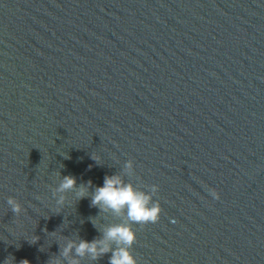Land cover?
Returning a JSON list of instances; mask_svg holds the SVG:
<instances>
[{
  "label": "water",
  "instance_id": "water-1",
  "mask_svg": "<svg viewBox=\"0 0 264 264\" xmlns=\"http://www.w3.org/2000/svg\"><path fill=\"white\" fill-rule=\"evenodd\" d=\"M112 175L159 221L92 206ZM116 224L138 264H264V0H0V264H109L62 252Z\"/></svg>",
  "mask_w": 264,
  "mask_h": 264
},
{
  "label": "clouds",
  "instance_id": "clouds-1",
  "mask_svg": "<svg viewBox=\"0 0 264 264\" xmlns=\"http://www.w3.org/2000/svg\"><path fill=\"white\" fill-rule=\"evenodd\" d=\"M127 167L131 168V163ZM75 188V177L64 176L57 191L65 192ZM85 192V187L81 186L77 193L78 197L83 198ZM213 197L219 199V194L214 190ZM63 199L64 197L61 196L60 202ZM7 203L14 214L21 211V206L16 200L9 198ZM91 205L99 207L101 211L110 209L117 215L126 211L129 221L140 225L158 222L162 212L159 202L152 203L150 195L135 190L131 184H125L119 175L105 176L103 186L97 187L95 190ZM135 242L136 233L131 225L116 224L108 227L101 239H94L91 242L81 240L78 245L70 242L63 249L62 255L67 257L75 247L76 255L80 257L89 255L93 260H96L111 252L109 264H138L135 256L129 250ZM20 264H29V261L25 259L20 261ZM70 264H78V261L72 260Z\"/></svg>",
  "mask_w": 264,
  "mask_h": 264
}]
</instances>
